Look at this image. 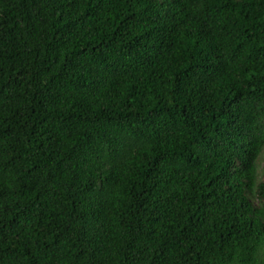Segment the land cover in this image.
<instances>
[{
    "label": "trees",
    "instance_id": "trees-1",
    "mask_svg": "<svg viewBox=\"0 0 264 264\" xmlns=\"http://www.w3.org/2000/svg\"><path fill=\"white\" fill-rule=\"evenodd\" d=\"M264 0H0V264H264Z\"/></svg>",
    "mask_w": 264,
    "mask_h": 264
},
{
    "label": "rangeland",
    "instance_id": "rangeland-1",
    "mask_svg": "<svg viewBox=\"0 0 264 264\" xmlns=\"http://www.w3.org/2000/svg\"><path fill=\"white\" fill-rule=\"evenodd\" d=\"M263 165H264V163H263Z\"/></svg>",
    "mask_w": 264,
    "mask_h": 264
}]
</instances>
